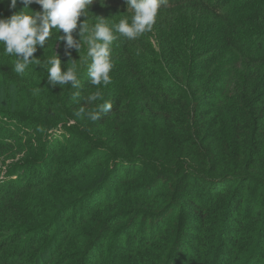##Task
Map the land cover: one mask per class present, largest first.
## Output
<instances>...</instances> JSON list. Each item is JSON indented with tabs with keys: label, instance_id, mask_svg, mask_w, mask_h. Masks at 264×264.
<instances>
[{
	"label": "trees",
	"instance_id": "obj_1",
	"mask_svg": "<svg viewBox=\"0 0 264 264\" xmlns=\"http://www.w3.org/2000/svg\"><path fill=\"white\" fill-rule=\"evenodd\" d=\"M10 2L0 18L24 7ZM89 11L131 16L125 0ZM64 35L34 58L75 67L79 89L51 88L39 62L16 74L0 45V118L37 137L12 143L0 119V163L30 162L0 181V264H264V0H165L150 32L111 45L98 121L76 115L97 89Z\"/></svg>",
	"mask_w": 264,
	"mask_h": 264
},
{
	"label": "clouds",
	"instance_id": "obj_2",
	"mask_svg": "<svg viewBox=\"0 0 264 264\" xmlns=\"http://www.w3.org/2000/svg\"><path fill=\"white\" fill-rule=\"evenodd\" d=\"M4 0H0L3 3ZM24 5L22 10L15 12L8 18H0V45L3 52L15 58L12 71L23 74L30 66L39 62L34 58L37 48H43L53 33L65 34L63 39L68 48H75L79 53L82 45L87 46V65L89 83L97 90L90 92L86 98L87 105L95 104L93 111H85L80 106L76 115L86 116L91 121H98L101 116L111 111V101L99 103L102 99L100 86L111 83L110 73L113 69L111 61V45L118 37L135 40L146 32H150L156 23L161 5L165 0H125L130 18L124 16L118 22L108 24L107 19L96 17L93 23H88V13L93 0H20ZM36 3L41 11H33L30 5ZM17 0H11L10 8L15 9ZM92 14V13H91ZM93 16V14H92ZM81 17H86L80 20ZM79 28L80 42L73 38V31ZM55 53V52H54ZM71 56V53H67ZM40 63V62H39ZM47 72L46 83L51 87L59 84L64 88L71 85L73 89L81 87V81L75 67L66 66L62 71L61 61L56 54L40 63ZM33 94H39L40 88L33 89ZM77 96L79 93L76 94Z\"/></svg>",
	"mask_w": 264,
	"mask_h": 264
},
{
	"label": "rangeland",
	"instance_id": "obj_3",
	"mask_svg": "<svg viewBox=\"0 0 264 264\" xmlns=\"http://www.w3.org/2000/svg\"><path fill=\"white\" fill-rule=\"evenodd\" d=\"M105 11H109V10H105ZM84 60L87 61L86 64H88L90 62L88 59H84ZM0 119L4 120L3 118H0ZM4 121L8 123L5 126L7 128L12 129L13 133H14V134H12L14 136V138L11 139L10 142L14 143L15 138L19 134L23 137H26V138H29V136H30V138L33 142L36 141L37 137H36V131L34 129H32V130L26 129L20 123L11 122L10 120H4ZM72 124H74V123L72 122V123L65 125V126L60 125L57 128H53L52 130L48 131L45 134L46 139L44 141H46V142L51 141L54 138H57V139L63 138V140H65L68 136V133L70 131V127ZM34 147L37 148L38 146L35 145ZM29 164H30V162L26 163V162L20 161V160H13V159L8 160V161L2 160V162L0 163V181L7 180V179H17V177H16L17 175L12 174V172H15V169H20L22 166H28ZM27 174H28V176H31V172H28Z\"/></svg>",
	"mask_w": 264,
	"mask_h": 264
}]
</instances>
